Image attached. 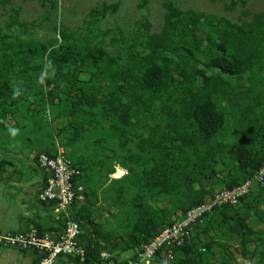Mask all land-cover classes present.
<instances>
[{
    "label": "rangeland",
    "instance_id": "374dc122",
    "mask_svg": "<svg viewBox=\"0 0 264 264\" xmlns=\"http://www.w3.org/2000/svg\"><path fill=\"white\" fill-rule=\"evenodd\" d=\"M169 4L181 11L203 13L234 24L250 18L243 16L244 11L252 15L264 10V0H8L4 5L0 4L1 50L9 47L2 43L14 45L17 41L31 45L36 52L41 51L42 47L47 48L44 55L35 53L30 64L40 66V74L28 71L29 76L23 78L22 68L16 66L12 74L0 76V80L5 81L7 86V90L0 89V101L14 96L15 91L22 92L14 108L8 109L3 116L5 126L0 128V191L39 189L40 176L37 169H41L36 165V155L53 153L55 136L65 144L66 137H75L73 130L75 126L78 127V141L70 149L73 160L80 162L84 176V198L76 204L77 211L89 216L99 227V237L109 240L112 249L117 251L125 244L132 245L133 249L140 247L136 246V242H130L131 235L137 237L132 231L140 223V218L159 214L156 219L160 221L163 217L180 214L175 198L157 196V190L151 195H142L139 191L143 187L142 170L150 167L143 163L153 152L145 141L149 130L147 127H151L153 123L145 119L144 112L150 111L152 116L156 114L162 119L160 121L157 118L162 126L163 117L156 110L160 105L157 103L154 108L137 112L138 128L123 127L124 138L128 143L122 149L118 146V141L125 139L111 136V123L107 117L100 120L94 118L91 125L86 115L76 113L69 116L72 108L70 105H78V90L81 91L86 86L94 85L102 92L114 90V69L147 53L144 47L145 37L160 32L166 6ZM13 10H18L17 18L14 26L7 30L5 23ZM61 31L65 38L61 37ZM198 35L202 34L198 32ZM13 50L7 49L8 56L20 61L16 58L18 50ZM98 50L104 52L106 57L95 67L90 54L98 55ZM177 53L182 52L178 49ZM50 54L57 58L55 63L51 61ZM60 55L65 60L61 58L60 62ZM208 57L209 53L202 45L201 52L189 59L191 64L212 76L213 86L222 88L214 95L225 119L222 130L212 138V143L222 150L214 165L218 174L211 180L201 179L199 184L190 188L202 189L201 194L205 199L241 180L236 175L237 168L233 158L227 155L228 147H237L245 138L249 141L250 151L257 152L262 148L260 140L264 135V66L259 69L261 62H264V50L253 57L255 66L251 67V76H246L248 81H240L243 86L239 90L245 95L240 100V108L229 100L233 97L232 90L226 83H231V80L204 67ZM109 60L118 67L110 63L106 65L105 62ZM39 77L44 82L46 78L54 82L52 102L40 101L33 96V91H27V83H35ZM129 83L131 86L135 84L131 80ZM182 83V79L176 78L173 86L177 89ZM248 85L250 92L245 89ZM34 86L38 91L39 84ZM51 88L52 86H44V91ZM244 105L252 109H249L251 111L246 123L240 121ZM83 119L86 121L83 122ZM95 122L99 127L94 126ZM245 126H249L247 131ZM141 144L145 147L143 150L139 149ZM135 158H140L139 163L134 161ZM129 168H132V173L128 172ZM123 173L125 177L122 180H115ZM244 204H239L236 208L241 211ZM246 204L248 208L242 211L244 217L240 213L239 217L246 222L250 230L248 234L239 230L234 218L222 220L220 211L214 218H205L197 224L196 228L200 230L194 231L193 235L197 233L199 237L194 242L203 245L211 242L210 251L201 255L213 258L212 264H264V194L261 199ZM230 213V217H235L231 216L233 212ZM81 228L84 235L90 231L84 223ZM243 240L247 241L244 245ZM135 241L139 242V239ZM201 248L195 247L192 256L199 257ZM2 249L0 247V264H22L24 254L21 251Z\"/></svg>",
    "mask_w": 264,
    "mask_h": 264
},
{
    "label": "trees",
    "instance_id": "16d2710c",
    "mask_svg": "<svg viewBox=\"0 0 264 264\" xmlns=\"http://www.w3.org/2000/svg\"><path fill=\"white\" fill-rule=\"evenodd\" d=\"M7 1L0 0V4L4 5ZM17 14L18 10L11 12L5 23L7 30L14 26ZM243 16H250V18L240 24H234L225 19L203 13L181 11L169 4L166 6L160 32L145 37L144 47L147 53L130 59L122 67H118L111 60L105 62L106 65L110 63L118 67L114 69L115 76L112 78L116 82L114 90L102 92L94 85L86 86L83 90H78L80 97L78 105H70L72 108L69 111V116H74L76 113L86 115L90 119V124L94 118L100 120L107 117L111 123L109 127L111 136L118 139L124 138L125 130H123V127H135L134 129L139 127L136 123L137 112L145 111V108H154L157 103L160 105L156 110L163 117L164 124L162 126L159 125L160 118L156 114L152 116L150 111L144 112L146 114L145 119L151 120L153 123L151 127H147L149 130L145 140L153 149V152L145 158L143 163L144 166L149 165L150 167L142 170L143 187H140L139 191L142 195L144 193L151 195L154 190H157V196L165 195L175 198V203L179 204L178 211L180 214L167 218L163 217L164 219L162 218L160 221L156 219L157 216H160L159 214L140 218V223L134 226V231H132L137 234V237L131 235L130 238V242H136V246H140L135 250L131 248L137 252L136 254L139 253L144 244L161 230L173 225L192 208L206 202L216 193L205 199L201 194L202 189L190 188L199 184L201 179L211 180L218 174L214 165L217 164V156L222 150L218 148V145L215 146L212 143V138L222 130L225 124L224 116L214 98V95L220 92L222 88L218 85L213 86L212 76L208 75L205 70L191 64L189 59L195 58L201 52L202 45H204L206 52L209 53L204 67L208 71H217L223 77L231 80V83H226V86L231 88V95L234 98L232 97L229 100L240 108V100L245 96L239 90L243 86L240 81H248L246 76H251L253 70H251V67L255 66L252 61L253 57L258 56L260 51L264 50V10L252 15L244 11ZM198 32L202 35L199 36ZM60 34L62 38H65L63 31ZM2 45L9 47H1L2 50L0 49V76L12 74V70L16 66L22 68L23 78L29 76L28 71L41 73L40 66H31L30 64L35 53L44 55L47 48L42 47L41 51L36 52L31 45L21 41H17L14 45L12 43H2ZM7 49L11 51L14 49L13 52L18 50L19 57L16 58H19L20 61L13 59L11 55L9 57L6 52ZM178 49L182 53H177ZM97 54H90L93 59L92 65L95 67H98L102 58L106 57V54L100 50L97 51ZM49 56L51 61L55 63L57 58L52 54ZM61 58L65 60V57L60 55V62ZM262 60L264 61V58ZM57 63L60 67L59 62ZM262 65L264 66V62H261L259 69H263L261 68ZM56 71L58 72V70ZM176 78L183 80L182 85L177 89L173 86ZM130 80L135 83L134 86H131ZM53 83L48 78L44 82L39 77L35 83L28 82L26 88H28V92L33 91V96L40 101L47 102L48 100V102H52L53 89H55ZM36 84L37 86L39 84L38 91L34 86ZM44 86H52V88L49 91H44ZM0 89L7 90L5 81L0 80ZM245 89L247 92L251 91L249 85L245 86ZM21 94L22 92L15 91L14 96L0 101V128L5 126L3 116L6 115L8 109L14 108L15 102ZM28 96L31 97L32 95ZM249 109L251 107L247 105H244L241 109L240 121L242 123H246L249 119V113L252 110ZM85 121L83 119V122ZM96 122L94 126L99 127ZM247 129H249V126H245V131ZM73 131L75 137H66L65 144L61 142L59 137L55 136V139L61 143L65 150L67 148L69 159L80 169L82 174L80 162L73 160L70 155L72 144L77 143L80 135L78 127L75 126ZM61 132V136H63V130ZM243 134L246 133L243 131ZM127 143L126 139L124 141L120 140L118 146L122 149ZM260 143L262 148L257 152L250 151L249 141L245 138L237 147H228L227 155L233 158L234 165L237 168L236 175H239L241 180L238 183L229 184L224 189L239 185L254 175L264 159V135ZM144 148L142 144L139 147L140 150ZM139 160L140 158L137 160L135 158L134 161L139 163ZM131 171L132 168H129L128 172ZM124 177L123 175L115 180L120 181ZM263 194L264 184H254L236 206L225 205L215 209L205 218H214L215 214L220 211L222 220L234 218L237 221L239 230L248 234L250 230L246 222L240 219L239 213L240 216L242 214L244 217L242 211L247 207L246 203L261 199ZM244 202L246 203L244 204ZM242 203L244 205L240 211L236 207ZM138 206L141 205L138 204ZM230 212H233L231 216L235 217H230ZM72 217L79 223L80 227L84 223L90 229L87 234L89 242H87V247H84L85 259L82 264H102L100 259V254L103 251L101 244L106 245L109 240L101 237L98 239L99 227L86 214L79 215L76 213ZM196 227L197 225L192 233L195 230H200ZM203 230L205 232L206 228ZM246 233H244V236ZM198 237L199 235L196 238ZM137 238L139 242L135 241ZM190 241L194 244L192 236L182 247L174 251L175 255L179 251L183 254H188V252L192 254L194 247L189 245ZM245 242L247 241L243 240V245ZM211 245V242L205 243L203 251L208 253ZM137 257L138 255L134 256L132 261H136Z\"/></svg>",
    "mask_w": 264,
    "mask_h": 264
},
{
    "label": "built area",
    "instance_id": "2783aa9c",
    "mask_svg": "<svg viewBox=\"0 0 264 264\" xmlns=\"http://www.w3.org/2000/svg\"><path fill=\"white\" fill-rule=\"evenodd\" d=\"M36 165L48 174L38 196L39 202L54 205L57 218L62 222L61 233L53 236L37 229L20 233L0 232V247L33 251L38 257L37 264H56L61 257H72L82 264L85 259V251L79 245L82 229L73 219L71 210L82 191L77 186L81 171L71 162L67 151L58 141H55L53 153L37 154ZM254 184H264V159L251 178L232 188L217 191L206 202L192 208L180 220L144 244L137 254V260L127 264H150L158 255H162L164 264L174 263V251L189 240L194 227L205 216L225 205L236 206ZM100 259L102 264H110L111 254L102 251Z\"/></svg>",
    "mask_w": 264,
    "mask_h": 264
},
{
    "label": "crops",
    "instance_id": "0c3cea01",
    "mask_svg": "<svg viewBox=\"0 0 264 264\" xmlns=\"http://www.w3.org/2000/svg\"><path fill=\"white\" fill-rule=\"evenodd\" d=\"M40 179V186L39 189H1L0 196L2 197L0 199V232L1 233H20V232H26L30 229H37L38 231L47 232L53 236H56L61 233L62 229V222L60 219L57 218V215L54 210L53 204H45L39 202L38 196L43 188V184L45 182V179L47 178V173L43 172L41 170H38ZM82 176L77 180V186L82 189L83 191V174ZM124 173L122 174V176ZM121 176V177H122ZM116 177V179L121 178ZM80 191L79 200L75 202L76 204L78 202L83 201V192ZM82 196V199H81ZM77 206L74 205L72 210V215L78 213L79 215L81 212L77 211ZM82 229V228H81ZM196 231V230H195ZM195 235V237H194ZM192 234V237H194L193 240L196 239L197 233ZM86 236V237H85ZM100 237L98 236V239ZM199 240V239H198ZM87 235H84L82 232V237L79 240V245L84 249V247H87ZM99 242V240H98ZM103 245V246H102ZM190 246L192 247H202L198 254L200 255L198 258L192 256L191 253L183 254V252L179 251L175 255L176 263L172 264H212V259L208 258L206 256L204 258L203 253V243H192L190 241ZM194 245V246H193ZM102 250L106 251L111 254V261L110 264H127L129 262H132L134 256H137V252L131 249V246L129 244H125L122 246V249L120 250H114L112 249V245L110 243L104 245L101 244ZM3 248V247H1ZM13 250H16L14 248H11ZM2 250H10L7 248H3ZM18 251V250H17ZM20 252V251H19ZM24 258L22 260V264H37V254L33 251H27L22 252ZM186 253V252H185ZM10 256V254H8ZM56 264H80L77 259L72 257H61L57 260ZM150 264H164L162 255H158Z\"/></svg>",
    "mask_w": 264,
    "mask_h": 264
},
{
    "label": "clouds",
    "instance_id": "9594fccd",
    "mask_svg": "<svg viewBox=\"0 0 264 264\" xmlns=\"http://www.w3.org/2000/svg\"><path fill=\"white\" fill-rule=\"evenodd\" d=\"M57 141L56 139L54 140V142ZM37 156V155H36ZM79 179V178H78Z\"/></svg>",
    "mask_w": 264,
    "mask_h": 264
}]
</instances>
